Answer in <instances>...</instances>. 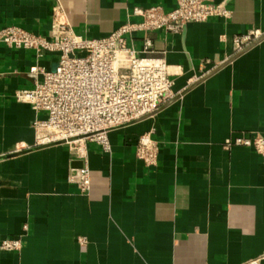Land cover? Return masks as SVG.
Segmentation results:
<instances>
[{"label":"crops","instance_id":"crops-1","mask_svg":"<svg viewBox=\"0 0 264 264\" xmlns=\"http://www.w3.org/2000/svg\"><path fill=\"white\" fill-rule=\"evenodd\" d=\"M215 1L229 17L147 32L154 54L180 66L172 96L110 129L109 151L87 144L86 193L68 181L82 161L65 144L26 150L35 114L14 99L33 85L36 60L52 70L57 54L36 59L31 49L0 43V156L22 151L0 159V241L22 235L19 251L0 248V264H264V153L226 144L237 135L264 138V0ZM175 2L0 0V27L48 34L58 4L75 33L99 38L138 21L135 6L168 10ZM250 30L261 38L237 54L247 45L233 38ZM141 38L128 43L139 48ZM145 132L158 143L153 166L135 155Z\"/></svg>","mask_w":264,"mask_h":264},{"label":"built area","instance_id":"built-area-1","mask_svg":"<svg viewBox=\"0 0 264 264\" xmlns=\"http://www.w3.org/2000/svg\"><path fill=\"white\" fill-rule=\"evenodd\" d=\"M132 13L140 19L127 20L99 38L75 33L58 4L52 7L48 34L14 24L0 27V43L4 45L31 49L36 59L46 52L57 54L52 70L36 60L29 69L33 85L15 90L14 99L34 111L33 147L62 141L70 157L82 161L68 175V181L82 193L90 186L87 144L95 143L102 151H109L110 129L153 113L172 96L173 77L180 73V66L154 54L147 32L178 33L189 22L230 15L228 8L215 0H176L168 10L156 4L135 6ZM138 32L142 33L141 45L135 48L128 39ZM260 35L258 30H250L233 41L241 48ZM226 144L251 146L264 153V138L260 135H237ZM135 155L147 166L156 164L158 143L150 132L138 136ZM21 247V234L0 241L5 251H19Z\"/></svg>","mask_w":264,"mask_h":264},{"label":"water","instance_id":"water-1","mask_svg":"<svg viewBox=\"0 0 264 264\" xmlns=\"http://www.w3.org/2000/svg\"><path fill=\"white\" fill-rule=\"evenodd\" d=\"M260 38H261V37H258L257 39H255L254 41H252L251 43H249L246 47H244L243 49H241L237 54L243 52L245 49H247V48L250 47L251 45L255 44ZM234 56H235V55H234ZM234 56H233V57H234ZM233 57H231V58H229V59L223 61L222 63H220L217 67H215L212 71L208 72V73H207L206 75H204L201 79H203L204 77H206V76L209 75L210 73L216 71L217 69H219L220 67H222L224 64L228 63L229 61H231ZM154 112H155V111H154ZM154 112H153V113H154ZM153 113H151V114H153ZM151 114L144 115V116H142V117H140V118H137V119L132 120V121H130V122H128V123H125V124H129V123H133V122L139 121V120H141V119H143V118H145V117H147V116H149V115H151ZM125 124H123V125H125ZM120 126H122V125H120ZM60 143H62V141H60V142H56V143H51V144H46V145H42V146H35V147H32V148H30V149H26V150L38 149V148H41V147H45V146H49V145H54V144H60ZM21 152H22V151H13V152H11V153H8V154H5V155H1V156H0V159L5 158V157H9V156H13V155H16V154H19V153H21Z\"/></svg>","mask_w":264,"mask_h":264}]
</instances>
